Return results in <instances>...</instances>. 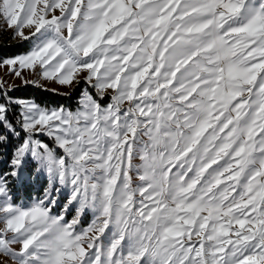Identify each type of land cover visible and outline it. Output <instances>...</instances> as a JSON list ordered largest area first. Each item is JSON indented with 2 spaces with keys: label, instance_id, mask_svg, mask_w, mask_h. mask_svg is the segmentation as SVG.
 <instances>
[{
  "label": "snow or ice",
  "instance_id": "snow-or-ice-1",
  "mask_svg": "<svg viewBox=\"0 0 264 264\" xmlns=\"http://www.w3.org/2000/svg\"><path fill=\"white\" fill-rule=\"evenodd\" d=\"M0 40L96 91L0 81V264H264V0H0Z\"/></svg>",
  "mask_w": 264,
  "mask_h": 264
},
{
  "label": "rangeland",
  "instance_id": "rangeland-1",
  "mask_svg": "<svg viewBox=\"0 0 264 264\" xmlns=\"http://www.w3.org/2000/svg\"><path fill=\"white\" fill-rule=\"evenodd\" d=\"M18 45L19 44L15 41L8 42L5 40H0V47H6V46L11 47V46H18ZM19 46L21 49L20 51H16L13 54H9L7 56L1 57L0 62H2L3 60H5L9 57L14 56V55H18L20 53L26 52L30 48V45H28L27 43H25L23 45H19ZM22 76L25 79H36L38 81V83L42 84L44 86V88H46L47 90H44V88L38 87V86L33 85V84H28L25 86L23 81L19 77H15L14 75L10 74L8 66H0V81H3L5 83V85H12V86H14V89H22L25 87H35V88L41 89L42 91L50 92L54 95H57L59 97L64 98L63 102L65 104L63 106L66 108H71V109L75 110L76 107L78 106V101L81 97V94L85 91V89H87L93 96H96L95 89L91 88L89 85H86L83 81H81V83L79 85H77L76 87L69 89L67 87H62V86L55 84V83H52V82H46V81L39 80L38 77L32 76L28 70H24L22 72ZM52 89H55L56 91L53 92ZM110 91L111 90H109V92ZM58 93H69V95H61ZM109 102H110L109 97L106 94L104 99L101 101V103H102V105L106 106ZM47 106H49V105H47ZM127 106H128L127 104L124 105L125 108ZM49 107L55 108L54 106H49ZM145 140H146V138H145ZM141 163L142 162L139 159H136L133 161V164L136 166L140 165ZM2 167H5V166L0 165V171H2V169H1ZM130 175L132 176V187L133 188H136L137 186H139L142 183L139 180L138 176L136 175L135 171L131 172ZM29 195H34V193L32 192V190L30 188L26 187V188L21 189L19 191V197L21 198L22 201H26V198ZM141 199H142V197L139 195V193H137L134 196V200L137 202V204L139 203V201ZM64 202H65L64 198L62 197L61 200L59 201L60 206H62ZM59 211H60V207H57L54 209L55 213H59ZM74 214H75L74 212H70L67 215L66 219L70 220ZM92 219H93L92 214L91 213L87 214L85 217L82 218L81 224L78 227L79 228L87 227L91 223ZM101 239H103V237Z\"/></svg>",
  "mask_w": 264,
  "mask_h": 264
},
{
  "label": "trees",
  "instance_id": "trees-1",
  "mask_svg": "<svg viewBox=\"0 0 264 264\" xmlns=\"http://www.w3.org/2000/svg\"><path fill=\"white\" fill-rule=\"evenodd\" d=\"M20 46H11V47H0V60L1 57L13 54L16 51H20ZM9 95L16 98L23 99H34L37 102H40L45 105L58 107L64 105V98L54 95L47 91H42L41 89L35 87H25L22 89H14ZM4 170V167L1 168Z\"/></svg>",
  "mask_w": 264,
  "mask_h": 264
}]
</instances>
